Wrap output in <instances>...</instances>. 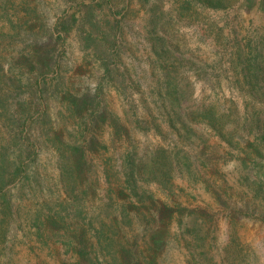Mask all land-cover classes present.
I'll use <instances>...</instances> for the list:
<instances>
[{"label": "rangeland", "instance_id": "374dc122", "mask_svg": "<svg viewBox=\"0 0 264 264\" xmlns=\"http://www.w3.org/2000/svg\"><path fill=\"white\" fill-rule=\"evenodd\" d=\"M0 75L38 113L0 264H264V0H0Z\"/></svg>", "mask_w": 264, "mask_h": 264}, {"label": "trees", "instance_id": "16d2710c", "mask_svg": "<svg viewBox=\"0 0 264 264\" xmlns=\"http://www.w3.org/2000/svg\"><path fill=\"white\" fill-rule=\"evenodd\" d=\"M40 60V67L37 69V73L33 82L29 85L33 87V95L35 97L43 96L45 89L43 87V77L46 75V72L53 68L54 60L51 57H47L46 55H42L39 58ZM32 73V72H31ZM24 76V74L22 73ZM20 78L10 79L9 81L12 83L11 91H7L5 93H0V117H4L5 122H11V127L7 130L8 133L13 132L12 139L6 145L0 144V192H2L7 184L13 180V178L18 177L22 173L25 172V161L30 159L34 155L35 146L37 143H32L30 140L29 135H25L24 132L30 130L31 126L34 123H38V121H34L33 119L38 114L37 112H31L30 109L28 110L27 106L29 107V103L20 96L23 94L22 89L24 85H22ZM30 79V77H29ZM4 81L3 76L0 75V84ZM29 88V87H28ZM175 97V101L177 104L181 105L184 98V92L179 89H175L173 92ZM16 102H12V99ZM73 105L75 107V111L77 115L82 114L84 111L89 112L88 110V100L80 99L74 100ZM94 104V100L92 101ZM99 104V103H98ZM15 110H14V107ZM14 110V111H13ZM199 110V109H198ZM201 111V110H199ZM100 111V110H99ZM101 112V111H100ZM17 114L19 117H17ZM93 112V118L98 119L100 115ZM47 118L46 110L40 111V115L36 119L44 120ZM40 120V121H41ZM7 125H5L6 128ZM28 133V132H27ZM14 150V152L19 151L17 158H10L9 151ZM60 155L62 159L65 161L63 165L67 171V175L70 178H75L80 176V173L85 172L89 168V163L85 159V153L79 146H62L59 148ZM75 170V171H74ZM75 172V173H74ZM78 174V175H77ZM6 212H4L5 216L10 215V208L7 207Z\"/></svg>", "mask_w": 264, "mask_h": 264}]
</instances>
